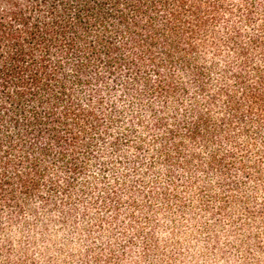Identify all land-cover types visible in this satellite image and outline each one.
Here are the masks:
<instances>
[{
  "label": "trees",
  "instance_id": "obj_1",
  "mask_svg": "<svg viewBox=\"0 0 264 264\" xmlns=\"http://www.w3.org/2000/svg\"><path fill=\"white\" fill-rule=\"evenodd\" d=\"M263 177L264 0H0L1 253L42 218L107 237L100 264L127 218L146 258L138 212Z\"/></svg>",
  "mask_w": 264,
  "mask_h": 264
},
{
  "label": "rangeland",
  "instance_id": "obj_2",
  "mask_svg": "<svg viewBox=\"0 0 264 264\" xmlns=\"http://www.w3.org/2000/svg\"><path fill=\"white\" fill-rule=\"evenodd\" d=\"M211 188L214 189L213 181ZM242 193L243 200L237 198V202H232L221 214L204 212L197 203L191 206L185 199V215H180L174 207L170 213L138 212L139 225L150 236L146 258L144 237L130 231L127 227L130 223L127 218L123 221L121 215L126 241L132 239V245L124 244L119 231L114 229L113 252L106 250L100 264H264V188L247 183ZM234 195L236 197L237 193ZM152 204L161 207L160 203ZM211 209L216 211L214 206ZM248 210L256 214L246 217ZM146 217L150 219L148 225L144 224ZM26 221L35 225L30 218ZM45 224L48 225L46 231L42 229ZM96 237L95 234L87 237L85 233H76L71 226L59 227L41 218L36 229L19 231L13 227L4 236V240L13 241V246L6 254L0 252V264H95L91 257L98 254V243L108 242L107 237L96 242ZM119 245L128 246L124 250ZM110 253L115 254L113 261H108Z\"/></svg>",
  "mask_w": 264,
  "mask_h": 264
}]
</instances>
